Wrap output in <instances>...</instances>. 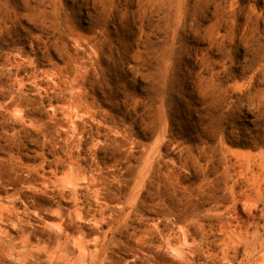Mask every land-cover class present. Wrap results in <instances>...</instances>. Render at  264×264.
Listing matches in <instances>:
<instances>
[{
  "label": "rangeland",
  "instance_id": "rangeland-1",
  "mask_svg": "<svg viewBox=\"0 0 264 264\" xmlns=\"http://www.w3.org/2000/svg\"><path fill=\"white\" fill-rule=\"evenodd\" d=\"M26 6L0 0V264H264V0Z\"/></svg>",
  "mask_w": 264,
  "mask_h": 264
},
{
  "label": "bare ground",
  "instance_id": "bare-ground-1",
  "mask_svg": "<svg viewBox=\"0 0 264 264\" xmlns=\"http://www.w3.org/2000/svg\"><path fill=\"white\" fill-rule=\"evenodd\" d=\"M29 1H31V0H22V2H23V4H25V5H27L28 6V4H29ZM31 3V2H30ZM89 4H91L90 2H89ZM26 6V7H27ZM58 75V74H57ZM201 79V78H200ZM252 79H253V77H252ZM264 83V82H263ZM79 84V83H78ZM255 82H249L247 85L248 86H250V85H253V87L255 86ZM259 84L257 83L256 84V87L258 86ZM246 85H242L241 87H240V92L239 93H241L242 91H243V89H244V87H245ZM89 91V90H88ZM87 88H86V86H81L80 87V94L81 95H86L87 94ZM90 92H91V89H90ZM238 94V93H237ZM261 97V96H260ZM258 98V101L255 103V104H253L251 107H248V110L249 111H246L247 112V114H249V115H253V116H255V114L257 113V112H259L260 111V109H261V107H262V103H263V100H264V98L263 99H261V98ZM263 97H264V95H263ZM12 104H13V101H12ZM52 107H53V105H52ZM54 108V110L55 111H57V107H53ZM23 110V109H22ZM22 110H18V114H17V116H18V118H19V120H23V118H24V116L22 115ZM242 111V110H241ZM262 111V110H261ZM25 113H26V111H25ZM246 114V113H245ZM264 116V115H263ZM262 117V116H261ZM263 118V117H262ZM262 120V119H261ZM260 121V120H259ZM44 125H46V124H44ZM43 125V126H44ZM220 125V124H219ZM263 125H264V123H263ZM43 126L41 127V130L42 131H44V128H43ZM26 131V130H25ZM264 131V130H263ZM202 136L203 135H205V129H203L202 130ZM202 136H199V137H197L196 138V140H199L200 142H202L203 141V137ZM239 138H236V139H231L230 141H231V143H237V142H239V140H238ZM198 142V141H197ZM264 142V136L262 135V136H258L257 138H256V141H254L253 142V148H257L260 144H262ZM252 144V143H251ZM235 145V144H234ZM237 145V144H236ZM54 147V150H55V152L57 153L58 152V149L55 147V146H53ZM113 150V149H112ZM55 155V154H54ZM55 160H56V158H55ZM53 160H48V161H46V166H49V165H53ZM44 168V167H43ZM243 174V173H242ZM193 175L195 176V174L193 173ZM257 181H259V179L257 180ZM259 188V190L261 189V187H258ZM254 211H256V209H253ZM229 227H231V226H229ZM233 228V227H232ZM223 252V251H222Z\"/></svg>",
  "mask_w": 264,
  "mask_h": 264
}]
</instances>
